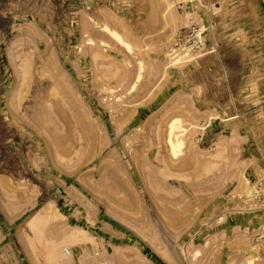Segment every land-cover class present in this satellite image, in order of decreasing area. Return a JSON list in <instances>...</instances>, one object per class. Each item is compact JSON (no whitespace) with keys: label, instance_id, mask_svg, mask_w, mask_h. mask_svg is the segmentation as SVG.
<instances>
[{"label":"rangeland","instance_id":"374dc122","mask_svg":"<svg viewBox=\"0 0 264 264\" xmlns=\"http://www.w3.org/2000/svg\"><path fill=\"white\" fill-rule=\"evenodd\" d=\"M52 243L264 264V0H0V264Z\"/></svg>","mask_w":264,"mask_h":264},{"label":"bare ground","instance_id":"6f19581e","mask_svg":"<svg viewBox=\"0 0 264 264\" xmlns=\"http://www.w3.org/2000/svg\"><path fill=\"white\" fill-rule=\"evenodd\" d=\"M199 1V0H198ZM129 5H130V3H129ZM129 5H128V7H129ZM96 6V5H95ZM219 6V5H218ZM218 6H215V7H218ZM153 7V6H152ZM114 10H115V8L114 7H112ZM126 8V7H125ZM124 9V8H123ZM217 9V8H216ZM128 11H129V9H127ZM219 10V9H218ZM223 10V9H222ZM116 11V10H115ZM133 11V10H132ZM162 11V10H161ZM214 13V12H213ZM89 15V14H88ZM156 15V14H155ZM79 16V15H78ZM220 16V15H219ZM224 16H226V15H224ZM96 17V16H95ZM89 18V17H88ZM97 18V17H96ZM156 19V18H155ZM221 19V18H220ZM79 20V19H78ZM218 19H216V20H214V21H217ZM223 20V19H222ZM211 22H212V20H210ZM85 22V21H84ZM84 22H83V24H84ZM94 23V22H93ZM224 23V22H223ZM89 24V23H88ZM91 24V23H90ZM215 24V23H214ZM213 24V25H214ZM87 25V24H86ZM219 25V24H218ZM96 26V25H95ZM210 26V25H209ZM88 27V26H87ZM100 27H102V29H104V30H106V31H108L114 38H116L117 39V41L119 40V42L121 41H123V39L121 38V36H120V34L118 33V32H116L114 29H112V28H110L107 24H101L100 25ZM99 27V28H100ZM215 27V26H214ZM92 28V27H91ZM90 29V28H89ZM94 29V28H93ZM212 29V28H211ZM210 29V30H211ZM91 30V29H90ZM98 29H96V31H97ZM201 30V29H200ZM217 30V29H216ZM84 31H88V29L87 30H83V32ZM100 32V31H99ZM211 32H213L212 30H211ZM210 32V33H211ZM215 33V32H214ZM108 36V35H107ZM113 38V39H114ZM213 38V37H212ZM104 40V39H103ZM116 41V42H117ZM92 42V41H91ZM124 42H125V40H124ZM102 43H105V42H103L102 41ZM226 43V42H225ZM105 44H107V43H105ZM222 44V43H221ZM95 45V44H94ZM228 45V44H227ZM225 46V45H224ZM223 46V47H224ZM222 48V47H221ZM229 49H230V47H228ZM227 48V49H228ZM127 49V48H126ZM228 49V50H229ZM226 50V49H225ZM68 51V50H67ZM130 51V50H129ZM185 53V52H184ZM140 54V53H139ZM141 58V57H140ZM226 64V63H225ZM140 69V68H139ZM15 78H16V76H15ZM19 87V86H18ZM20 88V87H19ZM53 119V118H52ZM177 125L178 124H176V122L175 121H172V122H170V124L168 125V142H169V148L172 150L171 152L172 153H174V152H176V147H179L180 145H181V139H180V136L177 134V131H176V127H177ZM181 131V130H180ZM35 132V131H34ZM180 133V132H179ZM181 133H183V132H181ZM180 133V134H181ZM182 136V135H181ZM173 137H174V139H173ZM165 142H166V140H165ZM47 150V149H46ZM47 152V151H46ZM59 243L58 244H56V243H52V246H51V244L49 245V246H51V248H50V251L48 250V252L49 253H47V254H49V258H48V261L47 262H52V261H56V262H60L61 264H72L73 263V261H72V258H71V252L70 251H68L67 253H68V257L66 256L65 258L64 257H62V255L59 253ZM59 249H58V248ZM59 250V251H58ZM247 259H249V258H247ZM248 264H251L250 262H248Z\"/></svg>","mask_w":264,"mask_h":264}]
</instances>
